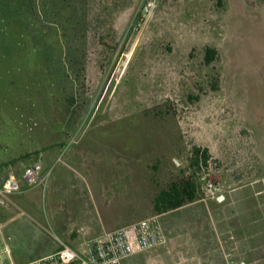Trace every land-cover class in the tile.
Returning a JSON list of instances; mask_svg holds the SVG:
<instances>
[{
  "label": "rangeland",
  "instance_id": "374dc122",
  "mask_svg": "<svg viewBox=\"0 0 264 264\" xmlns=\"http://www.w3.org/2000/svg\"><path fill=\"white\" fill-rule=\"evenodd\" d=\"M195 146L209 149L207 169L191 167ZM35 161L50 196L94 167L111 188L135 175L147 196L184 177L206 197L264 175V0H0V172ZM166 232L124 264H194L190 230Z\"/></svg>",
  "mask_w": 264,
  "mask_h": 264
},
{
  "label": "crops",
  "instance_id": "0c3cea01",
  "mask_svg": "<svg viewBox=\"0 0 264 264\" xmlns=\"http://www.w3.org/2000/svg\"><path fill=\"white\" fill-rule=\"evenodd\" d=\"M125 167L124 176L132 175ZM94 169L87 174L82 187L73 180L65 194L63 188H56L51 196L42 189L43 185L28 186L22 174H17L22 190L10 195L5 206L0 207V264L40 260L56 253L61 242L83 251L90 240L155 213L154 199L162 189L153 188V193L147 196L141 183L135 181V175L128 176L130 184L125 183L124 177L125 182L120 184L119 179L111 188L108 172L104 177L103 168ZM214 195L207 193L206 197L172 211L203 204L206 207L203 213L191 212L179 224L172 225L169 221L167 227L190 230L197 253L194 264H264V175ZM51 198L55 201L50 202ZM127 206L135 212L147 213L127 217ZM49 228L55 234L56 243L52 246L43 241L46 240L43 233H48ZM31 240L37 242L36 246L31 247ZM150 264L163 261L155 258Z\"/></svg>",
  "mask_w": 264,
  "mask_h": 264
},
{
  "label": "built area",
  "instance_id": "2783aa9c",
  "mask_svg": "<svg viewBox=\"0 0 264 264\" xmlns=\"http://www.w3.org/2000/svg\"><path fill=\"white\" fill-rule=\"evenodd\" d=\"M42 171V163L35 161L22 174L23 182L28 186L44 185ZM213 189V184H210L206 191L213 194ZM21 190V181L14 171L7 169L0 172V197L19 193ZM167 241L160 217L155 215L92 239L86 243L83 251L61 242L56 253L28 264H124L136 254L165 246ZM227 257L229 258L228 255Z\"/></svg>",
  "mask_w": 264,
  "mask_h": 264
},
{
  "label": "trees",
  "instance_id": "16d2710c",
  "mask_svg": "<svg viewBox=\"0 0 264 264\" xmlns=\"http://www.w3.org/2000/svg\"><path fill=\"white\" fill-rule=\"evenodd\" d=\"M218 52L208 47L205 61L209 65L216 60ZM211 159L208 148L195 146L191 152L190 165L200 171L202 167L208 168ZM202 199L200 190L193 177L181 178L171 182L167 188L162 189L154 199V211L158 215L166 214Z\"/></svg>",
  "mask_w": 264,
  "mask_h": 264
},
{
  "label": "water",
  "instance_id": "95a60500",
  "mask_svg": "<svg viewBox=\"0 0 264 264\" xmlns=\"http://www.w3.org/2000/svg\"><path fill=\"white\" fill-rule=\"evenodd\" d=\"M222 198H223V197L221 196V197H220V200H221Z\"/></svg>",
  "mask_w": 264,
  "mask_h": 264
}]
</instances>
